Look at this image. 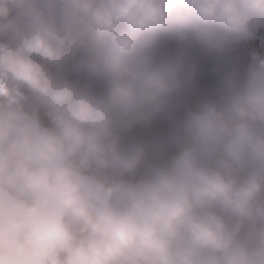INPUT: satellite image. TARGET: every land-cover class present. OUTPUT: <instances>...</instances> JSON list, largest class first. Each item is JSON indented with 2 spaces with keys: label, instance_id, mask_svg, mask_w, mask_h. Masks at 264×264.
<instances>
[{
  "label": "clouds",
  "instance_id": "1",
  "mask_svg": "<svg viewBox=\"0 0 264 264\" xmlns=\"http://www.w3.org/2000/svg\"><path fill=\"white\" fill-rule=\"evenodd\" d=\"M0 264H264V0H0Z\"/></svg>",
  "mask_w": 264,
  "mask_h": 264
}]
</instances>
